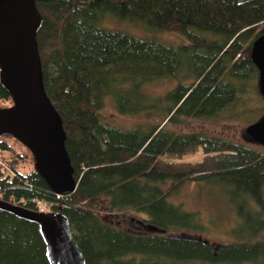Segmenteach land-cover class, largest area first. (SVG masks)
<instances>
[{
    "label": "trees",
    "instance_id": "16d2710c",
    "mask_svg": "<svg viewBox=\"0 0 264 264\" xmlns=\"http://www.w3.org/2000/svg\"><path fill=\"white\" fill-rule=\"evenodd\" d=\"M45 86L61 113L76 191L55 193L33 168L19 170L12 136L0 135V197L36 210V200L66 215L86 264H264V153L242 142L167 127L183 118H212L245 94L264 96L254 78L253 42L264 34V0H37ZM118 19L172 31L173 46L102 25ZM179 84L153 97L144 86L161 79ZM109 96L124 114L165 113V125L124 129L105 122ZM4 105H1V103ZM13 99L0 82V107ZM23 144V143H22ZM200 160H187L199 152ZM15 172V174L13 172ZM207 181L230 191L241 241L212 242L198 213L170 200L186 182ZM145 215L129 227L110 215ZM157 227L158 230H153ZM245 237V239H244ZM0 264H50L38 223L0 209Z\"/></svg>",
    "mask_w": 264,
    "mask_h": 264
},
{
    "label": "water",
    "instance_id": "95a60500",
    "mask_svg": "<svg viewBox=\"0 0 264 264\" xmlns=\"http://www.w3.org/2000/svg\"><path fill=\"white\" fill-rule=\"evenodd\" d=\"M43 24L37 0H0V82L13 99L12 105L0 107V135L27 146L51 189L66 195L76 191L79 182L63 117L45 86L38 41ZM252 60L259 69V91L264 96V34L253 42ZM246 133L264 145V117L248 125ZM0 209L39 224L50 264H86L66 215L40 212L1 197Z\"/></svg>",
    "mask_w": 264,
    "mask_h": 264
},
{
    "label": "rangeland",
    "instance_id": "374dc122",
    "mask_svg": "<svg viewBox=\"0 0 264 264\" xmlns=\"http://www.w3.org/2000/svg\"><path fill=\"white\" fill-rule=\"evenodd\" d=\"M102 25L114 30L124 31L139 37L156 36L160 40L179 46L186 42L185 38L172 31H161L150 28L144 24L131 22L129 20L118 19L114 14L109 13L104 17ZM259 88V74L252 81ZM179 84L176 79H161L144 86V89L153 97L164 95L167 91L174 89ZM263 101L257 92L245 94L242 100L231 108L224 111L220 116L212 118H183L179 122H169L167 127L178 133L202 132L208 135L222 136L227 139L235 140L246 144L248 147L264 153V145L252 140L246 133V128L251 123L264 117L263 109H256L262 105ZM1 105H4L2 102ZM102 116L105 122L124 129H135L142 127L150 129L156 124L165 125V113L162 111H150L139 114L121 113L115 103V98L109 96L106 99V105L102 110ZM14 147L20 152L29 153V148L18 141H15ZM2 150L0 148V154ZM204 156L201 151L195 156H187V160H200ZM19 170L27 174L35 168V161L31 158H20L18 164ZM230 191L222 185L209 183L207 181H190L184 183L179 190L173 194L170 200L176 204L182 205L187 211L198 213L199 219L204 224L205 229L202 232L177 230L180 233H187L193 236H203L212 242L229 243L241 241L233 233L234 227L238 226L239 217L234 205L228 200ZM145 217L142 213L132 210L116 211L110 215V219L118 226L127 228L130 225L127 218H131V225ZM264 238V232L259 235ZM245 239V237H244ZM199 264V263H191Z\"/></svg>",
    "mask_w": 264,
    "mask_h": 264
},
{
    "label": "built area",
    "instance_id": "2783aa9c",
    "mask_svg": "<svg viewBox=\"0 0 264 264\" xmlns=\"http://www.w3.org/2000/svg\"><path fill=\"white\" fill-rule=\"evenodd\" d=\"M1 72H2V68L0 66V74H1ZM13 173L15 174V172H13ZM36 207H37L36 210H38L40 212H51V211H53L51 205L42 199L36 200Z\"/></svg>",
    "mask_w": 264,
    "mask_h": 264
}]
</instances>
